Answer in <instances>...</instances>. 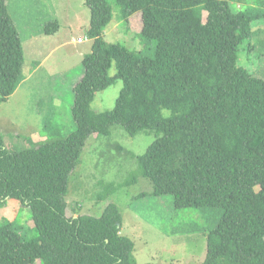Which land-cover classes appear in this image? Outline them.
I'll return each mask as SVG.
<instances>
[{"label":"trees","instance_id":"1","mask_svg":"<svg viewBox=\"0 0 264 264\" xmlns=\"http://www.w3.org/2000/svg\"><path fill=\"white\" fill-rule=\"evenodd\" d=\"M253 1L114 0L126 27L141 15L144 49L136 51L106 41L109 1L85 0L92 46L78 65L83 75L52 77L54 89L67 87L73 104L57 119L54 95L53 118L45 124L56 128L39 146L28 139L29 147L9 151L0 133V206L7 199L27 205L37 231L28 239L14 222L1 223L0 264H138L111 198L141 178L153 189L134 200L172 196L176 209H223L206 234L203 264H264V79L238 65L243 45L250 52L261 38L264 46V29L254 30L264 20V0ZM59 30L57 21L44 25L45 34ZM25 63L20 31L7 0H0V104L25 80ZM118 80L123 87L115 107L95 112L96 95ZM68 111L71 130L63 126ZM114 126L155 140L123 183L102 184L99 214L69 217V179L86 143L92 135L111 136Z\"/></svg>","mask_w":264,"mask_h":264},{"label":"rangeland","instance_id":"2","mask_svg":"<svg viewBox=\"0 0 264 264\" xmlns=\"http://www.w3.org/2000/svg\"><path fill=\"white\" fill-rule=\"evenodd\" d=\"M108 1L113 7V19L104 30L106 41L112 44L123 43L131 50H143L144 45L138 35L142 29L141 15H134L126 27L120 20V12L114 0ZM259 1L253 2L257 5ZM7 2L22 37L25 64L38 67L41 60L50 53V49L68 39L72 32L79 40L76 45L66 44L50 54L43 63L46 65L37 68V74L30 83L24 85L25 89L20 85L8 102L0 104V133L4 136L9 151H18L29 147L28 139L39 146L48 139L49 131L56 128V124H45V119L53 118L51 105L54 95V104L61 108L57 119H60L61 112L69 110L68 105L73 104V97L67 92V87L65 90L62 88L63 91L58 90L61 89L60 86L54 89L52 77L66 71H72L73 75H70V78L74 76L79 79L83 75L78 65L91 50L92 42L85 37L90 26L91 13L85 5V0H7ZM56 21L60 24L57 34H45L44 25ZM259 29H264V20L254 25V30ZM31 44L34 45L33 49L30 48ZM156 46L157 42L152 41L146 55L153 57ZM251 47L250 52L246 45L241 47L238 65L264 79V46L261 38L254 39ZM25 68L27 69V66ZM31 72L33 69L29 66L25 79L30 77ZM45 72L48 75L54 73L50 77ZM110 73L112 76L116 73L114 64ZM122 87V81L118 80L107 90L98 93L92 109L97 113L111 111ZM164 113L166 116L170 114L169 111ZM70 114L63 115L66 121L63 126L65 125L67 130L74 128V125L71 127ZM154 140L153 135L139 134L132 137L119 126L113 127L109 137L92 135L69 179L66 197L68 216L77 218L81 214H99L97 198L103 191L102 184L123 183L130 173L137 169L136 157L143 155ZM152 189L150 180L141 178L138 183L122 188L111 198L121 210L123 218L121 234L134 242L136 262L203 264L207 250L206 234L217 226L223 209H176L172 196L149 195L134 200V197L141 193H151ZM4 221L14 222L28 239L37 236L35 224L31 219V210L20 201L7 199L6 204L0 206V224Z\"/></svg>","mask_w":264,"mask_h":264},{"label":"crops","instance_id":"3","mask_svg":"<svg viewBox=\"0 0 264 264\" xmlns=\"http://www.w3.org/2000/svg\"><path fill=\"white\" fill-rule=\"evenodd\" d=\"M57 34V33H56ZM85 37L87 38V36L85 35ZM31 40H33V38H31ZM89 41H90V39H88ZM81 41H82V39H81ZM30 42H32V41H30ZM92 42V41H91ZM79 43V40H77V37H75L74 36V34H73V32H72V34H71V36L68 38V39H66L65 41H63V42H61V43H59V45L57 44L56 46H54L52 49H50V53L48 54V55H46L42 60H41V63L38 65V67H33L31 64H29V66H30V68L31 69H33V72H31L30 74V77L29 78H26L23 82H22V84H21V86H23L24 87V89L26 88L25 86L28 84V83H30V81L33 79V77L37 74V68H39L41 65H46V64H43V63H45V61H47V59H48V56H50V54H52L53 52H55L56 50H58L59 48H61L62 46H64V45H66V44H69V45H76V44H78ZM24 48V47H23ZM30 48L31 49H33L34 48V45H30ZM54 72H52L51 74H49L50 75V77L52 76V74H53ZM45 74H47L46 72H45ZM48 74H47V76H49ZM25 85V86H24Z\"/></svg>","mask_w":264,"mask_h":264}]
</instances>
